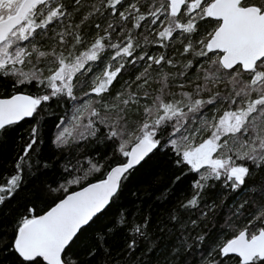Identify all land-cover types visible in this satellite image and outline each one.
<instances>
[{
    "label": "snow or ice",
    "instance_id": "snow-or-ice-1",
    "mask_svg": "<svg viewBox=\"0 0 264 264\" xmlns=\"http://www.w3.org/2000/svg\"><path fill=\"white\" fill-rule=\"evenodd\" d=\"M0 264H264V0H0Z\"/></svg>",
    "mask_w": 264,
    "mask_h": 264
}]
</instances>
